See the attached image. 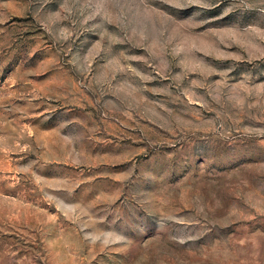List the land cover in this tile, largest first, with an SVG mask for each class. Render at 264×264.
Returning <instances> with one entry per match:
<instances>
[{"label":"rangeland","instance_id":"1","mask_svg":"<svg viewBox=\"0 0 264 264\" xmlns=\"http://www.w3.org/2000/svg\"><path fill=\"white\" fill-rule=\"evenodd\" d=\"M0 264H264V0H0Z\"/></svg>","mask_w":264,"mask_h":264}]
</instances>
